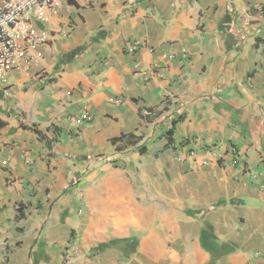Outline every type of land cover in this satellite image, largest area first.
<instances>
[{"label":"crops","instance_id":"obj_1","mask_svg":"<svg viewBox=\"0 0 264 264\" xmlns=\"http://www.w3.org/2000/svg\"><path fill=\"white\" fill-rule=\"evenodd\" d=\"M36 31L0 78V264H264V0H59Z\"/></svg>","mask_w":264,"mask_h":264},{"label":"built area","instance_id":"obj_2","mask_svg":"<svg viewBox=\"0 0 264 264\" xmlns=\"http://www.w3.org/2000/svg\"><path fill=\"white\" fill-rule=\"evenodd\" d=\"M58 4L59 0H0V78L21 64H29L30 52L46 43V36L38 34L36 26L52 17ZM140 45V41H133L127 47L130 51H136ZM90 119L91 116L83 112L71 121L80 124ZM187 155L197 157L193 151ZM229 155L232 165H235L237 154L233 148L229 149ZM201 163L207 164L203 159Z\"/></svg>","mask_w":264,"mask_h":264},{"label":"trees","instance_id":"obj_3","mask_svg":"<svg viewBox=\"0 0 264 264\" xmlns=\"http://www.w3.org/2000/svg\"><path fill=\"white\" fill-rule=\"evenodd\" d=\"M175 123V122H174ZM174 123H173V125H174ZM166 135H167V137L169 138V140H170V138H171V135H172V130H169L167 133H166ZM126 138V136H122L121 138H120V140H123V139H125Z\"/></svg>","mask_w":264,"mask_h":264}]
</instances>
